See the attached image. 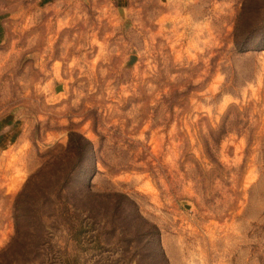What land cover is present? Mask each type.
Returning <instances> with one entry per match:
<instances>
[{"label":"rangeland","instance_id":"1","mask_svg":"<svg viewBox=\"0 0 264 264\" xmlns=\"http://www.w3.org/2000/svg\"><path fill=\"white\" fill-rule=\"evenodd\" d=\"M236 29L256 30L245 52ZM259 47L264 0H0V252L17 196L78 134L110 197L99 240L45 214L51 248L27 264H264Z\"/></svg>","mask_w":264,"mask_h":264},{"label":"trees","instance_id":"2","mask_svg":"<svg viewBox=\"0 0 264 264\" xmlns=\"http://www.w3.org/2000/svg\"><path fill=\"white\" fill-rule=\"evenodd\" d=\"M255 31L246 33L236 29L234 36L240 52L248 50L245 44ZM258 50H264V47ZM95 168L92 143L82 135L71 134L65 150L33 174L17 196L14 206L15 236L0 252V264H27L32 255H42L44 246L48 244L51 248L44 231L45 214L55 215L57 222L64 224L79 246L86 240L96 245L100 237L97 229L100 222L98 206L103 198L110 197L93 193L88 178L93 176ZM129 202L135 209V216L146 224L134 203ZM152 228L157 235L151 234L157 237L158 243V230ZM66 262L81 264L78 256Z\"/></svg>","mask_w":264,"mask_h":264},{"label":"water","instance_id":"3","mask_svg":"<svg viewBox=\"0 0 264 264\" xmlns=\"http://www.w3.org/2000/svg\"><path fill=\"white\" fill-rule=\"evenodd\" d=\"M121 12L123 13L124 10H121ZM135 61H136V57H132L130 65H132Z\"/></svg>","mask_w":264,"mask_h":264}]
</instances>
